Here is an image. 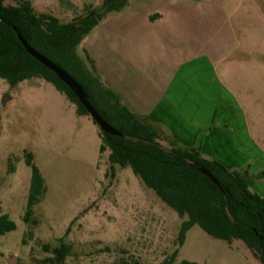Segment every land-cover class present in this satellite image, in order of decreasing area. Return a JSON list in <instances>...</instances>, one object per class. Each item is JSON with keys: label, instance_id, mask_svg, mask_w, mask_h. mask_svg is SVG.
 I'll return each instance as SVG.
<instances>
[{"label": "rangeland", "instance_id": "rangeland-1", "mask_svg": "<svg viewBox=\"0 0 264 264\" xmlns=\"http://www.w3.org/2000/svg\"><path fill=\"white\" fill-rule=\"evenodd\" d=\"M147 1L130 0L79 45V54L91 68L87 55L93 58L103 79L110 76L101 60L104 32L125 26L132 35L137 17L130 12L136 7L144 12L141 25L150 22L148 12L155 21L160 9L145 5ZM31 2L38 13L63 22L103 4V0ZM168 4L196 17L189 21L194 30L187 27L184 38L188 42L190 34L196 36L202 42L197 53H209L216 60L215 80L227 88L224 104L240 129L236 134L249 136L253 161L262 163L250 173L252 181H258L261 172L264 180V0H168ZM113 30L107 34L110 38ZM164 52L156 49L158 55ZM4 96L10 97L5 103ZM160 130L164 146H177L168 130ZM101 144L98 124L89 114H79L77 104L52 82L33 77L12 86L0 77V215L9 214L17 224L0 239V264H12L13 258L15 264H162L175 251L176 264L184 259L199 264H264L242 240L228 243L199 225L189 230L181 245L184 218L131 167L113 170L110 150L101 151ZM29 152L45 179L46 192L26 222L32 180ZM254 163L247 161L240 168L250 172ZM62 244L70 251L59 261L54 249Z\"/></svg>", "mask_w": 264, "mask_h": 264}, {"label": "trees", "instance_id": "trees-1", "mask_svg": "<svg viewBox=\"0 0 264 264\" xmlns=\"http://www.w3.org/2000/svg\"><path fill=\"white\" fill-rule=\"evenodd\" d=\"M129 5L130 0H103L100 8L63 22L52 14L38 13L31 0H0V77L12 86L33 77L44 78L77 104L79 114H89L56 72L28 53L19 38L21 34L80 82L100 115L124 134L118 136L101 129L100 150H110L113 170L116 166L131 167L163 202L184 218L178 236L181 245L189 230L199 225L209 235L228 243L242 240L264 263V196L251 188L249 170L230 168L218 159L204 156L196 147L164 146L160 142L161 132L148 118L122 102L99 75L93 58L87 55L91 68L79 54V45L110 13L118 14ZM27 163L32 167V180L24 220L29 222L46 185L31 152ZM200 167L211 172L219 184L203 174ZM16 228L9 214L0 215V239ZM69 251L67 244L54 249L59 261L65 260ZM177 255L175 251L162 264H176ZM180 264L199 263L184 259Z\"/></svg>", "mask_w": 264, "mask_h": 264}, {"label": "crops", "instance_id": "crops-1", "mask_svg": "<svg viewBox=\"0 0 264 264\" xmlns=\"http://www.w3.org/2000/svg\"><path fill=\"white\" fill-rule=\"evenodd\" d=\"M152 4L160 9L155 21L148 12L150 22H138L144 15L142 7L130 12L137 17L132 35L125 26L104 32L101 60L110 73L107 82L123 103L148 118L161 134V128L168 130L177 146L196 147L233 169H241L247 161L254 163L249 136L236 134L240 129L224 104L227 88L215 80L216 60L209 53H197L202 42L196 36L190 34L188 42L184 38L187 27L194 30L189 21L196 17L168 0H148L145 5ZM112 30L114 38L107 36ZM158 48L165 52L158 55ZM261 165L252 164L250 173ZM263 181L259 178L251 185L261 195Z\"/></svg>", "mask_w": 264, "mask_h": 264}, {"label": "water", "instance_id": "water-1", "mask_svg": "<svg viewBox=\"0 0 264 264\" xmlns=\"http://www.w3.org/2000/svg\"><path fill=\"white\" fill-rule=\"evenodd\" d=\"M19 38L22 41V43L25 45L27 51L29 54L34 56L36 59H38L40 62L45 64L48 68L56 72V74L75 92L79 100L83 103V105L86 107L89 115L93 118V120L96 121L98 126L105 132L123 136L124 134L112 126L110 123H108L96 110L94 105L89 100V95L86 91V89L78 82L68 71H66L63 67L59 66L57 63H55L53 60L39 52L37 49H35L33 46H31L28 41L19 34ZM10 97L4 96L3 102L5 103ZM200 170L203 172V174L208 175L215 183L219 184L218 180L214 177V175L209 172L206 168L200 167ZM16 258H13L12 264H15Z\"/></svg>", "mask_w": 264, "mask_h": 264}]
</instances>
